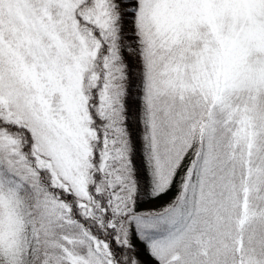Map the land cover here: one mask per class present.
Wrapping results in <instances>:
<instances>
[{
  "label": "snow or ice",
  "instance_id": "snow-or-ice-1",
  "mask_svg": "<svg viewBox=\"0 0 264 264\" xmlns=\"http://www.w3.org/2000/svg\"><path fill=\"white\" fill-rule=\"evenodd\" d=\"M0 264H264V0H0Z\"/></svg>",
  "mask_w": 264,
  "mask_h": 264
}]
</instances>
